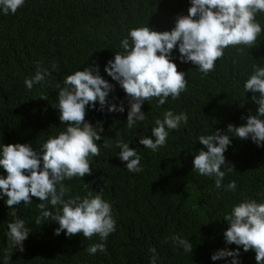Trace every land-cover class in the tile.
I'll list each match as a JSON object with an SVG mask.
<instances>
[{"label":"trees","instance_id":"trees-1","mask_svg":"<svg viewBox=\"0 0 264 264\" xmlns=\"http://www.w3.org/2000/svg\"><path fill=\"white\" fill-rule=\"evenodd\" d=\"M190 6L191 0H25L15 14L0 12V146L29 143L39 151L50 137L64 131L55 106L56 86L64 87L67 75L88 65H99L100 74L115 85L110 103L123 101L125 107L124 112H109L107 107L100 110L98 101L95 108L88 106L86 120L103 124L97 141L100 154L90 157V175L63 181L70 189L65 199L102 191L103 199L112 204L116 230L103 241L106 251L94 255L87 251L102 242L98 235L91 239L82 234L69 237L66 231L56 235L58 222L37 224L38 198L9 208L5 196L0 198V264H152L153 257L155 264H229L233 259L211 257L220 249L237 248L225 241L230 226L225 215L246 199L264 203V146L251 138L232 137L225 152L228 164L221 169L226 173L221 188L215 186L214 176L194 171L193 160L205 148L199 143L201 135L226 131L229 124L240 126L255 114L258 105L244 84L254 66L264 67V31L252 48L224 49L214 71L206 75L193 63L182 62L177 46L172 58L186 73V90L177 99L169 96L163 105L155 97L145 101V119L132 128L126 124L130 108L126 93L105 71L115 53L124 51L121 41L133 28L171 30ZM256 19L264 29V12ZM38 65L51 75L28 89L25 80L34 76ZM169 110L187 113L188 123L168 130L166 144L156 151L140 144L142 136H152L155 120ZM121 140L130 142L141 156V172H129L119 159ZM104 141L111 146L105 148ZM0 175H7L2 167ZM231 181L237 185L234 191L227 190ZM47 208L53 214L57 210L51 204ZM16 218L30 230L24 251L12 247L7 237L8 224ZM177 236L188 240L193 251H185L173 239ZM255 255L240 246V264H257Z\"/></svg>","mask_w":264,"mask_h":264},{"label":"clouds","instance_id":"clouds-1","mask_svg":"<svg viewBox=\"0 0 264 264\" xmlns=\"http://www.w3.org/2000/svg\"><path fill=\"white\" fill-rule=\"evenodd\" d=\"M25 0H0V12L15 14ZM264 12V0H191L188 14H180L171 30L157 31L149 25L133 28L129 36L121 41L122 53H115L105 65V71L122 87L130 105L127 127L132 128L137 121L145 119L142 105L152 98H159L165 104L169 96L177 99L187 88L186 73L178 70L173 60L174 49L178 46L182 62H191L205 75L215 69V63L224 55L229 46H256L258 37L264 31L256 15ZM131 41V43H130ZM53 69L56 65L53 64ZM48 69L38 65L32 78H26L25 85L32 89L50 76ZM64 87L58 92L59 119L66 129L57 136L50 137L40 148L34 150L29 143H9L0 146V167L7 175H0V198L7 197L6 205L13 208L20 203L31 204L33 197L39 199L41 210L36 223L51 219L58 222L55 234L65 232L71 237L82 234L91 239L98 235L101 243L88 247L89 254L106 251L103 241L116 230L112 204L103 199L102 191L96 195L88 193L83 199L79 196L65 199L70 191L65 179L83 178L90 175V157L98 156L104 131L102 122L93 125L86 120L88 106L100 110L107 107L109 112H124L123 101L119 105L110 103L109 93L115 85L106 80L99 65H88L82 70L67 75ZM245 92L253 93L251 100L258 105L255 114L247 116L246 123L240 126L229 124L227 130L216 129L213 134L201 135L199 143L204 145L195 155L193 170L204 176H214L215 186L223 187L226 175L222 166L226 162L225 152L232 143V137L251 140L264 146V67L254 66L253 72L244 84ZM40 98L48 99L47 96ZM181 123H188L187 113L174 114L169 110L163 119L155 120L152 136H142L139 143L156 151L166 144L168 130L178 129ZM152 137H155L153 139ZM104 147L111 145L103 142ZM130 142L119 141V159L126 162L129 172H141V156ZM235 181L227 184V190L234 191ZM56 207L55 214L47 205ZM62 206V208L58 207ZM12 215L16 217V213ZM230 225L225 233L227 244H235L236 249H220L213 261L232 257L229 264H240V246L244 252L255 251L257 264H264V203L246 199L235 205L225 215ZM8 240L12 247L19 246L24 251V241L30 230L25 221L16 218L8 224ZM185 251H193L191 243L180 237H173ZM155 252V249H152ZM155 257L152 264H155Z\"/></svg>","mask_w":264,"mask_h":264}]
</instances>
